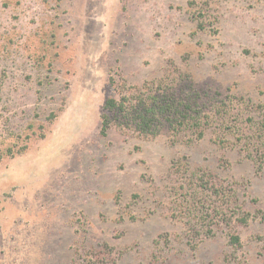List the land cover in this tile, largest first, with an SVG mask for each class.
I'll return each mask as SVG.
<instances>
[{
    "label": "rangeland",
    "instance_id": "rangeland-1",
    "mask_svg": "<svg viewBox=\"0 0 264 264\" xmlns=\"http://www.w3.org/2000/svg\"><path fill=\"white\" fill-rule=\"evenodd\" d=\"M194 99L228 122L174 128ZM263 123L264 0H0V264H264Z\"/></svg>",
    "mask_w": 264,
    "mask_h": 264
},
{
    "label": "trees",
    "instance_id": "trees-1",
    "mask_svg": "<svg viewBox=\"0 0 264 264\" xmlns=\"http://www.w3.org/2000/svg\"><path fill=\"white\" fill-rule=\"evenodd\" d=\"M173 104V103H172ZM125 103L120 102L114 98H108L106 103H105V109L110 110V111H125L124 108ZM167 106V105H166ZM255 105H253L254 107ZM169 107V111L167 112L166 108ZM163 108V112L169 113L167 115V120L169 123L174 127L177 128L179 127H187L193 131L194 134H197L198 138L204 137L206 134V126L205 124H210L211 120H216L220 122H228V117H230V114H232L231 110L228 108H221L220 104H217L213 110L211 108V115H207L208 113H204L203 109H198L199 107L197 106V100L194 99L191 101V103H188L185 106V109H181V105L173 104L172 106H168ZM252 105L248 106V108H253ZM198 109V110H197ZM153 110H149L153 112ZM156 113V111L154 112ZM141 118H143V129L147 130L148 127H150V119L148 120L149 113L146 111L144 114H140ZM148 117V118H147ZM153 118V117H151ZM206 118L208 119L206 121ZM103 121H102V128L101 132L102 134H106L109 128V120L107 119V116L104 114L103 115ZM257 131L261 132H254L248 135V146L249 148L252 147L253 144H255L257 148V157L256 161L258 162H263L264 161V123L263 126H260ZM148 132V131H147ZM257 138V140L254 141V139ZM2 157L0 156V160ZM203 176V175H202ZM197 171L192 172L190 175V178L188 179L189 183V190L188 193L190 195V203L185 207V212L189 218L187 221L188 228H189V234L193 235L194 237L196 235H201V231L204 232L205 234L209 235L212 232V225L206 224L207 217H211V213L216 211V208L212 206H206V203L204 202V197H199L200 193H205V190H212L213 192H216L218 194H222V190L220 187L217 185H214V188L210 186L206 180L203 179ZM215 214H220L223 216V218H226L227 216V210L224 208L221 211H216ZM244 222L247 221L246 218L242 219ZM207 226V227H206ZM203 228H207L204 229ZM231 243L235 245H241V237L238 234H231ZM105 247V246H103ZM105 248H109V245H106ZM117 259L112 256L111 253H105L104 251L100 250L98 253L95 255H89L87 259H83V262L80 264H116ZM209 264H215L213 262H210Z\"/></svg>",
    "mask_w": 264,
    "mask_h": 264
}]
</instances>
